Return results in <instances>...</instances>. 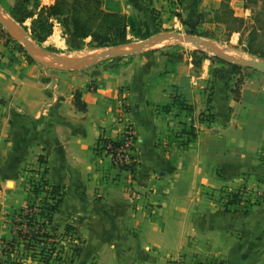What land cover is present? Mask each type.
<instances>
[{"label":"crops","instance_id":"1","mask_svg":"<svg viewBox=\"0 0 264 264\" xmlns=\"http://www.w3.org/2000/svg\"><path fill=\"white\" fill-rule=\"evenodd\" d=\"M54 1L39 0L40 4ZM114 1L123 13L140 20L142 32L149 35L166 30L177 18H198L203 12L215 17L222 13L223 2ZM228 1L234 14L245 19L262 5V0L251 6L244 0L236 5ZM158 54L145 52L119 67H111L118 63L113 59L104 68L91 69L89 75L59 73L34 64L17 68L0 58L1 241L15 234L3 214L28 203L26 167L36 163L64 192L48 231L62 232L67 223L80 230L83 244L72 264H171L179 257L186 264H218L221 257L227 264H264V217L256 213L261 207L251 212L219 209L205 198L207 187L197 184L214 186L228 183L229 177L248 176L249 147L254 143L247 137V108L240 126L227 125L228 120L223 125L233 131L228 142L240 147V157L226 151L229 157L217 162L215 130L197 117L202 87L209 78L206 60L196 73L184 61L171 62ZM228 78L216 79L214 105L215 101L233 105L227 95ZM91 80L96 82L93 88L88 86ZM76 90L82 92L86 110L76 108ZM177 92L196 103L192 117L198 137L188 147L177 144L183 124L180 108H156L158 103L171 102ZM247 94L242 88V96ZM123 101L127 110L120 107ZM128 127L138 138L135 154L140 163L133 177L97 146L100 137L116 138ZM218 166L221 172L216 178Z\"/></svg>","mask_w":264,"mask_h":264},{"label":"rangeland","instance_id":"2","mask_svg":"<svg viewBox=\"0 0 264 264\" xmlns=\"http://www.w3.org/2000/svg\"><path fill=\"white\" fill-rule=\"evenodd\" d=\"M102 1L103 4L105 3L104 5L107 4L111 8H115L117 6L114 0ZM174 2L178 3L181 2V0H174ZM39 3V0H0V10L17 24H19L22 29L25 30L28 38L51 56L79 58L82 56H88L104 47L117 45L113 42L100 45L92 38V36L77 37L68 29H66L59 21H56L54 23L53 31L50 35H48L43 41L37 40L32 33L33 24L36 26L35 19L37 15L32 14L38 10ZM236 3L237 0H234V5H236ZM244 4L248 6L252 5L249 4L247 0H244ZM170 12L175 13L176 10L174 9ZM254 17V12H250L246 16V23H243L240 31H238L237 29L233 31L231 30V28H236L237 26H239V22L231 21L232 23L230 25L232 27H228L217 17H208L207 13L203 12L200 14V16H198V18H177L173 23L167 22V29L161 32L178 31L185 35L189 34L202 37L214 42L222 48L224 47L228 49L230 53H233L235 55L248 58L264 59V57L258 54L251 53L248 50L249 47L254 48L253 46H258L255 43L252 44V35L249 34L250 31H252V26L256 23ZM93 27L95 29H100L97 24H94ZM135 27L139 28V24L137 23ZM67 28H69V26ZM138 28L137 30H128V42L138 41L140 39L151 36L148 33L142 32L143 27L139 33ZM150 51H158L160 53L158 54L159 56L168 57L171 59V62H174L176 60L184 61V66H186V68L191 67V72L196 73H200L203 68V62L204 60H206V68L209 73V78L206 85L202 87L203 98L200 103L201 110L199 111L197 117L199 118L200 123L207 124L208 126H213V129L215 130V138L212 142L215 143L217 148V152L215 153L217 162L219 159L224 160L225 158H228L229 154H227V152H230L233 158L237 159L240 157V147L237 145H230L228 142V137L231 135V133H233V131L226 130V127H224L223 125L225 124L224 122L228 120V122L231 123H227V125H232V127H234V125L240 126L242 121L245 122L243 119V117L245 116L244 108H247V112L249 113V119L247 121V123L249 124V129H247V137L251 140L252 144L254 143V145H250L249 147L250 171L248 172V176L243 177L242 180L238 177H229L228 183L218 184L216 182L214 186H209L204 182H199L197 184L199 186L204 185L207 187L204 193L205 198L214 203L219 209L227 211L242 210L244 212H251L255 207L259 208L260 206L261 208L257 210L256 213H259L260 216L264 217V70L243 64H237V66H234L233 64L235 63L224 59L222 56H220L207 46L180 40L177 38H170L143 51L123 55L108 56L97 61L94 64L87 65L80 69L54 68L46 66L42 62L35 59L26 44L15 37L0 21V58L5 57L6 59H8V63L10 64V66H14L17 68H23V65L26 66L27 64H34L43 69H49L51 71H57L59 73H67L71 71L72 73L78 72L86 75L90 73L91 69L95 67L100 66L104 68L105 66L102 65H104V63H107L108 61H114L113 59H118V63L111 65V67H119L121 65V62L128 61L129 58L133 59L136 55H140ZM170 67L172 68L171 64L169 68ZM218 76H229L226 84L227 88L229 89L227 95L230 96V100L233 103L231 107H225V104L221 103V101L220 103H218L220 105H218L216 101L215 105L213 104L217 85L216 79L218 78ZM93 85L96 86V82L91 80L88 83V86L90 88H93ZM242 88L247 89L248 97L244 98V96H242ZM176 95H178L180 98H186L184 95L179 94L178 92ZM257 96H259V98ZM0 100L2 99L0 98ZM188 103H191L194 106V110L192 112H189L187 109L180 108L183 117L181 120L183 124L181 126V129H179V132H181L180 138H177V144L180 147H188L192 142H188L187 144L185 143L188 134L182 131L183 127H187V125L189 127V123L194 124L192 115L196 112V103ZM163 104L164 103L156 104V108L159 111H163ZM120 107L123 110H127L128 104L123 101ZM216 107H220L221 111L218 112ZM213 108L216 109L213 111ZM230 118L232 120H230ZM195 128L198 129V127L196 126ZM126 129L132 130L129 127ZM255 145H257L258 147H254ZM229 159L232 158L230 157ZM40 160L43 161V156L41 155ZM258 165L262 166L259 167ZM26 171V190L29 191L30 198L36 200H44L43 196L45 195V192L40 193L41 196L35 198L32 190L34 182L40 181L41 178L46 177L44 172L45 169L39 168L36 163H32V167H26ZM30 171H35V173H31V175L29 174ZM222 171H224V169H222ZM220 172L221 171L218 166L214 173L215 176L218 174L220 175ZM28 177L30 178L28 179ZM234 193H237V195L234 196ZM40 197L42 198L40 199ZM20 208L21 207L11 209L3 214V219L10 223L9 227H11L12 229L15 228L13 220L17 217L16 214ZM10 238L11 237L7 239ZM74 241L78 243L76 234L58 235L52 245L60 249V251L63 250L64 255H67L66 253L71 254V251L74 247ZM2 245V241L0 240V248L2 247ZM67 257L68 258H66L65 263H62V260L54 259L52 260L51 264H68L70 261V256L67 255ZM180 258L181 257L170 260V263L186 264L184 260ZM28 259L29 258H26L25 256L23 257L24 262ZM216 260L218 264H227L226 258L221 257ZM187 264L200 263L192 261ZM201 264L204 263L202 262Z\"/></svg>","mask_w":264,"mask_h":264},{"label":"trees","instance_id":"3","mask_svg":"<svg viewBox=\"0 0 264 264\" xmlns=\"http://www.w3.org/2000/svg\"><path fill=\"white\" fill-rule=\"evenodd\" d=\"M257 1L247 0L249 4ZM104 4L102 0H55L50 4L39 3L38 10L32 14L37 15L35 19L36 26L33 24L32 33L37 40L43 41L52 33L56 21H59L75 36H92L100 45L111 42L115 44L128 42V30H137L138 27H135L137 23L139 24L138 32L140 33L142 30L140 20L123 13L118 6L111 8ZM221 10L222 13L216 12L215 17L220 19L221 22H225L228 27H232L230 25L231 21L239 22L240 25L231 28V30L235 31L237 29L240 31L243 23H246V19L234 14L228 0H223ZM254 20L256 23L252 26V31L249 34L252 35V44L255 43L258 46L252 45L254 48L249 47L248 50L264 57V0H262L261 7L256 11ZM94 24H97L100 29H95ZM68 26L69 28H67ZM233 65L237 66V64ZM74 104L79 110L87 109V103L82 98L80 90L74 92ZM174 106L187 109L189 112L194 110V106L188 103L186 98L174 95L171 103L162 105L163 111H170ZM182 131L188 134L185 140L186 144L194 141L198 136L193 123H189V127L188 125L183 127ZM113 142L117 143L118 141ZM134 170L135 168H133ZM44 192V200L30 198L27 205L18 210L17 217L13 220L15 234L10 239L2 241L0 264H28L27 261H23L24 256L45 264H51L54 259L66 262L67 255L70 256L68 264H72L75 257L80 253L83 239L79 228L75 224L67 223L62 232L51 233L47 229V225L51 223L54 213L62 201L64 194L62 187L44 177L33 183L32 193L37 198L41 196L40 193ZM233 195L235 196L237 193ZM68 234H76L79 244L74 241L71 254L66 253L67 255H64L63 250L60 251L52 244L58 235Z\"/></svg>","mask_w":264,"mask_h":264},{"label":"water","instance_id":"4","mask_svg":"<svg viewBox=\"0 0 264 264\" xmlns=\"http://www.w3.org/2000/svg\"><path fill=\"white\" fill-rule=\"evenodd\" d=\"M0 21L9 29V31L15 37H17L26 44L35 59L42 62L46 66L54 68L80 69L87 65L94 64L97 61L108 56L123 55L143 51L170 38H177L180 40H185L188 42L207 46L213 51H215L217 54L222 56L224 59L235 64H243L264 70V59L238 56L233 53L226 52L222 47L210 40L194 35H185L178 31L159 32L144 39H140L138 41L125 42L113 45L111 47H104L99 51L94 52L88 56H82L79 58L51 56L46 51L41 49L36 43L30 40L25 30H23L22 27L15 21L5 15L1 10Z\"/></svg>","mask_w":264,"mask_h":264},{"label":"built area","instance_id":"5","mask_svg":"<svg viewBox=\"0 0 264 264\" xmlns=\"http://www.w3.org/2000/svg\"><path fill=\"white\" fill-rule=\"evenodd\" d=\"M113 141L118 142L114 143ZM137 143L138 138L134 132L130 129H126L123 131L122 135H119L116 138L101 137L97 146L111 157L114 165L127 170L133 177L136 167L140 163L135 154ZM133 168H135L134 171Z\"/></svg>","mask_w":264,"mask_h":264},{"label":"bare ground","instance_id":"6","mask_svg":"<svg viewBox=\"0 0 264 264\" xmlns=\"http://www.w3.org/2000/svg\"><path fill=\"white\" fill-rule=\"evenodd\" d=\"M223 48H224V47H223ZM224 50H225L226 52H229L228 49H226V48H224ZM229 53H230V52H229Z\"/></svg>","mask_w":264,"mask_h":264}]
</instances>
